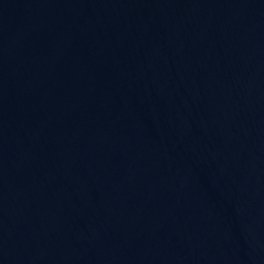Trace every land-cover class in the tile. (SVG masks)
<instances>
[{
	"label": "water",
	"instance_id": "1",
	"mask_svg": "<svg viewBox=\"0 0 264 264\" xmlns=\"http://www.w3.org/2000/svg\"><path fill=\"white\" fill-rule=\"evenodd\" d=\"M0 264H264V0H0Z\"/></svg>",
	"mask_w": 264,
	"mask_h": 264
}]
</instances>
